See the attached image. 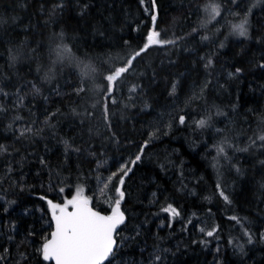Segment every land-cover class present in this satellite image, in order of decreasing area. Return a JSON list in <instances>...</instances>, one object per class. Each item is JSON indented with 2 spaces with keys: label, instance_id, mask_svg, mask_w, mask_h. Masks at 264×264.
<instances>
[{
  "label": "trees",
  "instance_id": "16d2710c",
  "mask_svg": "<svg viewBox=\"0 0 264 264\" xmlns=\"http://www.w3.org/2000/svg\"><path fill=\"white\" fill-rule=\"evenodd\" d=\"M57 3L63 8L53 11ZM156 4L160 38L176 43L138 58L112 103L103 99L102 76L145 43L151 27L139 0H0V104L7 109L0 113L7 149L0 153V264H52L38 251L52 230L41 197L58 203L79 188L90 191L98 168L113 163L117 171L153 132L126 178L127 221L104 264H264V150L250 146L264 135V0ZM249 9V34L241 37L232 26ZM61 32L82 65L57 61L53 35ZM83 65L95 71L84 75ZM236 68L243 72L229 76ZM81 86L86 91L77 94ZM202 118L209 119L203 129L195 124ZM27 126L33 133L20 136ZM222 142L226 155L217 156ZM169 204L178 216L163 211ZM213 226L212 237L200 231Z\"/></svg>",
  "mask_w": 264,
  "mask_h": 264
},
{
  "label": "snow or ice",
  "instance_id": "6c2138e0",
  "mask_svg": "<svg viewBox=\"0 0 264 264\" xmlns=\"http://www.w3.org/2000/svg\"><path fill=\"white\" fill-rule=\"evenodd\" d=\"M140 4L143 6L144 11L149 15L151 27L149 28L146 36V41L143 43L137 50L130 53L123 61L120 66H113L108 69V74L103 75L102 78L106 81V87L103 89L105 95L103 99L105 101L111 100L112 103H115V100L112 97V94L117 89L118 82L129 73L133 67L134 62L138 61V58H142L143 54L154 45H168L175 44V40H164L161 39V31L158 30V8L156 0H139ZM239 7V0H230ZM259 2V0H257ZM86 7V5H85ZM212 11L215 15H219V8L217 5H212ZM58 8H63V3H57L54 6L53 11ZM250 9L246 12L241 19L240 23L233 25V31L235 34L241 37H247L249 34V14ZM237 15H239L237 13ZM0 23H3L0 20ZM195 31V30H194ZM166 34V33H165ZM53 39L59 42L56 43L54 51L56 53L57 61L63 65L65 61L69 64H81L82 61H77V58L73 54L71 48L63 44L64 39L63 32L59 34H54ZM207 39V37H203ZM223 47V45H221ZM17 57L12 56V60L15 61ZM55 63V62H54ZM213 64L211 58L207 59L204 67L209 68ZM264 68V63L260 65ZM84 75H88L91 72H94L95 69L90 65H83ZM52 72V69H49ZM243 72L242 68H236L234 73H229V76L238 75ZM54 76V72H53ZM49 76H45V79H49ZM135 86H133L132 91H135ZM3 90L0 89V92ZM35 91L39 93V89L36 88ZM74 91L79 94L86 91L83 86L74 89ZM176 84L173 83L171 86L170 95L175 94ZM7 95V93H4ZM20 103H23V97H20ZM103 108V117L106 122L110 123L109 112L107 104L102 105ZM7 109L3 104H0V113L6 112ZM75 113V109H73ZM79 115V113H76ZM55 115V114H53ZM91 115V113H89ZM17 120H20V117H16ZM179 124L183 125L186 122V117L178 116L176 117ZM210 119V117H209ZM209 119H200L195 121V124L198 128H205L209 124ZM33 133V128L27 126L19 130L20 136H26ZM156 138V133L153 132L149 135V139L142 142L139 146L134 158H129L125 163L121 164L117 171L111 173L107 177L109 183L115 181L113 184L112 190L116 195V199L112 202L110 207L109 214H102L100 211L95 210L91 206L92 197L84 195V189L79 188L76 191V194L73 195L70 199H65L62 203L53 202L48 199L46 196L41 197L45 200L48 207V212L51 217V225L53 230L48 233L47 236L43 238L41 247L38 249L42 259L44 261L52 262V264H104L106 260H109L110 257L114 256L115 249L117 246V241L115 239V233L118 227L125 223L126 217L125 212L121 209V205L125 200L126 191H125V181L126 178H129V174L132 173L133 167L142 159L144 154V149L148 146L149 142ZM259 142V148L264 150V135H259L255 139L251 140L252 147L257 146ZM67 141L65 144L67 146ZM225 143L222 142L219 146H216L217 156L226 155L225 153ZM231 147V145H228ZM7 151L6 148L0 146V153ZM79 151V149H76ZM238 151L247 152L248 148L238 149ZM261 164H264V161H260ZM240 169L237 168V172ZM107 187V184L105 185ZM264 187V186H262ZM216 190L219 196L226 202L231 203L229 196L225 194V189L221 187V184L217 182ZM60 192H63L64 189H60ZM165 212H170L173 217L178 216L179 210L169 204L166 208L163 209ZM231 219L239 222L238 217H231ZM201 232L207 237H212L218 231L216 226H213L211 230L205 231L201 228ZM245 235L248 236V242L251 243V234L245 230ZM261 238L264 239V234H261ZM155 259L159 261L160 256H156ZM3 260V257L0 256V261Z\"/></svg>",
  "mask_w": 264,
  "mask_h": 264
},
{
  "label": "rangeland",
  "instance_id": "374dc122",
  "mask_svg": "<svg viewBox=\"0 0 264 264\" xmlns=\"http://www.w3.org/2000/svg\"><path fill=\"white\" fill-rule=\"evenodd\" d=\"M229 11L230 10H228V12ZM219 15H216V16L212 15L213 16L212 18L215 17L216 19L218 18ZM113 166H114L113 163H107L103 167L98 168L94 174V180L89 186L90 191L88 192L84 191L85 196L92 197L91 204L93 206L97 208L99 206L100 207L103 206L106 209L107 213L110 212L111 204L116 199V195L111 188V183H109L107 180V177L111 175V173L116 171L114 170ZM106 184H107V187H105ZM62 202H58V203H62ZM5 236H6V231L4 229V226L0 222V241H2L3 237Z\"/></svg>",
  "mask_w": 264,
  "mask_h": 264
},
{
  "label": "water",
  "instance_id": "95a60500",
  "mask_svg": "<svg viewBox=\"0 0 264 264\" xmlns=\"http://www.w3.org/2000/svg\"><path fill=\"white\" fill-rule=\"evenodd\" d=\"M91 206L94 207L95 210L100 211L102 214H105V215L109 214V213H107V212H105V211H103V210H100L99 208L93 206L92 204H91ZM121 209H122V208H121ZM125 217H126V220H125V223H126V221H127V215H126V213H125ZM125 223H124V224H125ZM124 224H123V225H124ZM123 225H121L120 227H118L117 230H116V233H115V239H116V241H117V246H118L117 234H118L119 230L122 228ZM52 230H53V226H52ZM52 230H51V231H52ZM117 246H116V248H117ZM115 250H116V249H115ZM110 258H111V257H110ZM110 258H109V259H110ZM107 261H108V260H106L104 263H106Z\"/></svg>",
  "mask_w": 264,
  "mask_h": 264
},
{
  "label": "bare ground",
  "instance_id": "6f19581e",
  "mask_svg": "<svg viewBox=\"0 0 264 264\" xmlns=\"http://www.w3.org/2000/svg\"><path fill=\"white\" fill-rule=\"evenodd\" d=\"M230 70V69H229ZM220 81V80H219ZM223 81V80H222Z\"/></svg>",
  "mask_w": 264,
  "mask_h": 264
}]
</instances>
